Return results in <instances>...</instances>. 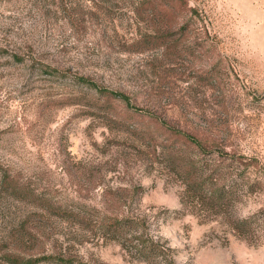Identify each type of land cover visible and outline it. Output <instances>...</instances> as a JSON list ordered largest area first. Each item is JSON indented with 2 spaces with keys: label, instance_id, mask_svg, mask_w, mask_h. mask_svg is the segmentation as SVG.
<instances>
[{
  "label": "rangeland",
  "instance_id": "rangeland-1",
  "mask_svg": "<svg viewBox=\"0 0 264 264\" xmlns=\"http://www.w3.org/2000/svg\"><path fill=\"white\" fill-rule=\"evenodd\" d=\"M261 75L218 0H0V264H203L254 241L264 211L240 233L231 205L264 192ZM190 166L235 178L228 204L182 203Z\"/></svg>",
  "mask_w": 264,
  "mask_h": 264
},
{
  "label": "clouds",
  "instance_id": "clouds-1",
  "mask_svg": "<svg viewBox=\"0 0 264 264\" xmlns=\"http://www.w3.org/2000/svg\"><path fill=\"white\" fill-rule=\"evenodd\" d=\"M228 17L229 30L241 53L252 66L261 70L264 80V0H218ZM231 213L238 221L253 220L264 211V192L236 191ZM255 240L240 238L235 251L212 250L205 253L203 264H264V223H253Z\"/></svg>",
  "mask_w": 264,
  "mask_h": 264
},
{
  "label": "trees",
  "instance_id": "trees-1",
  "mask_svg": "<svg viewBox=\"0 0 264 264\" xmlns=\"http://www.w3.org/2000/svg\"><path fill=\"white\" fill-rule=\"evenodd\" d=\"M87 85L90 86V84ZM97 91L99 92L100 95H104L109 98H119L123 101L126 102L128 101L126 96H124L123 94L115 93L107 89H99ZM178 141H184V144L182 145L194 146L201 155L206 154V152L199 146V141L192 136L182 134L179 137V139L176 138V143H178ZM174 145H175V141H174ZM222 177L223 176L221 170L219 169L207 170V169L198 168L196 166H190L187 169L182 170L180 179L185 188L182 194L181 202L185 203L188 200H190V202H193L196 205L205 204L213 208L216 207L219 208L223 205L228 204L227 200L237 190L236 187L238 186L237 184L238 182L235 183L236 181L235 178H230L228 180V178H222ZM104 225L107 233H109L110 236L113 237L114 239L123 232L124 228H126V226H124L123 224L119 222H113L111 220H107ZM234 225L236 231L243 233L250 224L249 221H242V222L238 221ZM141 245L142 248L139 251L141 252L140 257H142L143 259L151 260L150 257L157 256L160 253L159 252L160 250L155 248V245L150 246L148 248L145 247L147 246V244L144 242H141ZM19 261L20 260H18L17 263ZM25 262L27 264H34V261L27 260Z\"/></svg>",
  "mask_w": 264,
  "mask_h": 264
}]
</instances>
